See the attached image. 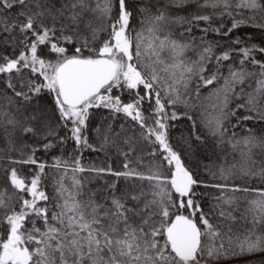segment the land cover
<instances>
[{
  "label": "snow or ice",
  "instance_id": "obj_1",
  "mask_svg": "<svg viewBox=\"0 0 264 264\" xmlns=\"http://www.w3.org/2000/svg\"><path fill=\"white\" fill-rule=\"evenodd\" d=\"M254 33L264 0H0V264H264Z\"/></svg>",
  "mask_w": 264,
  "mask_h": 264
},
{
  "label": "trees",
  "instance_id": "obj_2",
  "mask_svg": "<svg viewBox=\"0 0 264 264\" xmlns=\"http://www.w3.org/2000/svg\"><path fill=\"white\" fill-rule=\"evenodd\" d=\"M254 40L256 42H260L261 40H264V37L260 36L258 33H254ZM180 124L181 127H185L187 125V121H181ZM252 264H259V261H253Z\"/></svg>",
  "mask_w": 264,
  "mask_h": 264
}]
</instances>
